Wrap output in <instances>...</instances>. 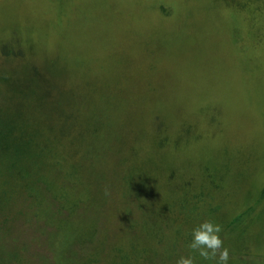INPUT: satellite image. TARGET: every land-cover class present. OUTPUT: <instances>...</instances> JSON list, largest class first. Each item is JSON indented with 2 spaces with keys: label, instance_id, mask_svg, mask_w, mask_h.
I'll list each match as a JSON object with an SVG mask.
<instances>
[{
  "label": "rangeland",
  "instance_id": "1",
  "mask_svg": "<svg viewBox=\"0 0 264 264\" xmlns=\"http://www.w3.org/2000/svg\"><path fill=\"white\" fill-rule=\"evenodd\" d=\"M33 69L56 156L0 208L1 259L216 264L188 247L211 220L228 264H264V0H0V71Z\"/></svg>",
  "mask_w": 264,
  "mask_h": 264
},
{
  "label": "trees",
  "instance_id": "2",
  "mask_svg": "<svg viewBox=\"0 0 264 264\" xmlns=\"http://www.w3.org/2000/svg\"><path fill=\"white\" fill-rule=\"evenodd\" d=\"M3 52L4 56L7 57L13 53L7 48ZM4 74L6 73L1 72L0 74V208H4L5 204L10 201V198H8L9 196L11 197L12 195V200L16 203L18 200L15 197L19 196L23 189L35 183L38 185L39 182L43 180L39 178V171H41L42 167H49V165L52 164L51 160L44 162L40 161H42L44 157L47 159L50 156H56L53 150L48 152L49 143H44L43 147H41V131L38 129L32 131V127H29L31 126V122H28L26 118L27 112L23 109V105L34 103L36 111H45L47 107L45 99L48 98L46 96L50 95V91L48 90L51 85L50 81L44 78L36 69H33L30 74H27L23 80L16 79L17 82L11 78V75L5 76ZM9 105H12V107ZM35 110L29 112V115L33 114ZM47 140V142H50L51 139L48 138ZM63 146L66 147V145ZM53 154L55 156H53ZM65 170L66 167L62 164L61 171ZM32 177L37 178L35 181L29 183ZM174 177L175 174L172 173L169 182L173 180ZM188 184L189 183H183V187H187ZM144 187L145 186H142L141 188L142 192L144 191ZM49 191L52 192L50 188ZM129 198V195H127L126 199ZM129 204L139 209L142 208V206L137 203ZM153 205L154 203L152 202L150 205L151 209L155 208ZM252 210L253 209L250 208L247 212H244V215ZM5 214L6 212L4 215ZM241 218L242 215H239V217L235 219V223L241 221ZM233 224L234 223H232V225ZM161 232L162 229H154L151 237H159L160 234H162ZM191 254L197 257L193 251ZM14 256L19 260V255L15 254ZM12 261L11 258L9 263ZM197 261L198 258L195 260V264H204L201 260L200 262ZM0 264L8 263L0 258Z\"/></svg>",
  "mask_w": 264,
  "mask_h": 264
},
{
  "label": "clouds",
  "instance_id": "3",
  "mask_svg": "<svg viewBox=\"0 0 264 264\" xmlns=\"http://www.w3.org/2000/svg\"><path fill=\"white\" fill-rule=\"evenodd\" d=\"M105 195H110V193L106 190ZM222 231L221 225L205 220L193 229V239L188 247L205 260H214L216 264H228L230 251L224 246V240L220 236ZM176 264H195V258L181 256Z\"/></svg>",
  "mask_w": 264,
  "mask_h": 264
}]
</instances>
